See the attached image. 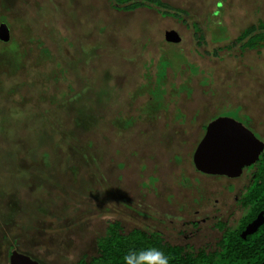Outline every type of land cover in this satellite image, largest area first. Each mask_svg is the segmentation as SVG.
Here are the masks:
<instances>
[{
  "label": "rangeland",
  "instance_id": "1",
  "mask_svg": "<svg viewBox=\"0 0 264 264\" xmlns=\"http://www.w3.org/2000/svg\"><path fill=\"white\" fill-rule=\"evenodd\" d=\"M161 1L180 20L150 2L1 1L14 42L0 44V264L13 251L89 262L112 221L165 230L192 252L219 237L181 226L193 207L190 129L264 103V49L230 46L264 21V0ZM148 205L166 218L148 221Z\"/></svg>",
  "mask_w": 264,
  "mask_h": 264
},
{
  "label": "flooded vegetation",
  "instance_id": "2",
  "mask_svg": "<svg viewBox=\"0 0 264 264\" xmlns=\"http://www.w3.org/2000/svg\"><path fill=\"white\" fill-rule=\"evenodd\" d=\"M161 2L166 5L169 4L164 1ZM199 2L201 5L200 0ZM132 3H138V0H134ZM204 3L205 0L203 4ZM6 6L8 7V9L6 7V9H4V12H6L7 15H9L10 14L9 5ZM183 7L186 8L187 6L184 5ZM176 8L175 9L172 8V9L181 10L182 12L180 6ZM215 8L216 9L212 13V16L218 14L219 13L218 11L222 9L220 4ZM205 9H203V11ZM0 10L2 11L3 9L0 7ZM185 10L190 11L187 8ZM2 20H4V22H2ZM5 20L8 19L4 16H1L0 24H5L6 26H8ZM260 23L264 24V21H260L255 25L249 26L248 28L255 26L257 27ZM192 28L194 29V25ZM218 30L224 31L225 34L226 32H228V29H226L225 26L222 28V26L219 25ZM258 32L259 30L258 31L256 30L251 34V36H248L246 39L242 40L241 42L236 43L235 46L239 47L241 54L244 53L245 51H248L249 53L251 50L257 49V48L255 49L243 48L241 46L249 44L250 43L249 40L254 35L258 34ZM240 34H238L237 38H235V40L233 41H237ZM203 42L204 41L202 40L201 44H203ZM259 48L264 49V42H260ZM256 107L261 109L262 112H259L260 110L257 109ZM256 107H251L252 109H249L247 111H245V109H243L242 107H238L237 109L235 108V110L229 113H224L216 116L214 115L210 117L209 120L203 123L201 122L198 123V121H194V124L195 123L198 124H196L192 129H190L189 137L196 139L194 144L192 143L194 147V151L192 153L190 160L191 177L189 179V181L190 180L191 182L193 181L194 185L192 187L188 186L190 198L192 199L190 205H193V207H191L187 211V215L189 219L184 221L181 224V226L191 227L194 230L196 229V231H198L200 229V226L206 225L207 228L211 230V233H213V236H214V232L219 234V237L217 239L214 238V243L212 245L211 244L209 245V249L211 248L210 251L207 253L209 255H214L216 253L218 254L220 252V247L222 246L223 241L228 237L241 240L246 247V251H250L249 253L252 252L251 251L252 246H254L253 250L258 249L259 252L264 253V116H262V113L264 115L263 112L264 103ZM220 117H227L234 120L238 124L240 123L248 132H250V134L253 137H255L263 145V150L259 153L257 159L253 160L252 163L246 166H241L239 174L232 177H229L228 175H221L214 173L203 174L199 172L196 168H194L192 163L193 154L199 143L204 139L203 137H205L207 133L208 135L212 134L215 136H219L224 131L222 127L218 126V127L210 128L208 132L209 126H211V124L216 122L217 119H219ZM161 204L162 206H164L163 203ZM155 205H157L158 208L161 207V205H159L158 203ZM147 207L148 208L145 211V215L148 221L154 220L155 218H161V219L166 218V217H160V213L153 210L150 207V205H148ZM161 209L164 210V208ZM116 223L119 224L118 230L122 234L128 235L132 231L137 230L140 231L142 234H145L147 239H152V238L153 240L160 239L162 240V244L164 245L167 244L174 247H180L182 249V251H180L181 254L193 253L188 247L172 245L169 242H166L167 235L165 234L166 232L165 230L158 231L153 229L150 230L151 232L146 233L147 231L146 229L132 228L124 233V231L122 230L123 227H121V223L119 221L118 222L112 221L109 223V225H113ZM255 223H257V226H255L256 229L253 232H249L248 228ZM171 232H175V231L172 230ZM178 232L180 233V231ZM96 253H97V244H96ZM194 254L197 255L198 251H195ZM97 257H93V259ZM84 259L86 261V257H84ZM93 259H90L89 262L88 261L86 262L90 263L91 260ZM262 264H264V262H262Z\"/></svg>",
  "mask_w": 264,
  "mask_h": 264
},
{
  "label": "trees",
  "instance_id": "3",
  "mask_svg": "<svg viewBox=\"0 0 264 264\" xmlns=\"http://www.w3.org/2000/svg\"><path fill=\"white\" fill-rule=\"evenodd\" d=\"M1 1L2 0H0V3ZM133 1L134 0H119L120 3L126 4V7L123 9L125 12H131L137 8L143 9L145 2H150L155 4L159 12H164L166 16L180 20L178 12L181 11L174 10L159 0H138V3H132ZM1 8L4 10L6 6ZM2 22H4V20H2ZM5 22L8 24V29L11 30V23L9 20H5ZM195 25L194 27L197 28ZM256 30H259L258 34L254 35L249 40V44L242 45L241 47L249 49L259 48L260 42H264L263 23H260L257 27L247 28L242 31L237 41H232L230 43L231 46L233 47L237 42H241L248 36H251ZM222 33L224 32L222 31ZM12 37L11 32L9 41L6 43L0 42V44L8 46L11 42H14ZM196 40L197 45H199L202 37H196ZM118 228V223L109 225L105 235L97 240V258L91 260L90 263H87L83 258L76 264H122L121 258L129 249L139 251L151 247L161 249L165 255L169 257V264H262V262H264V253L259 252L258 249L253 250L254 246L251 248L252 252L249 253L250 251H246V247L241 240L232 237H228L223 241L218 254L209 255L203 250L198 251L197 255H195L194 252L181 254L180 251H182V249L180 247L167 244L164 245L160 239H147L145 234L137 230L125 235L122 234Z\"/></svg>",
  "mask_w": 264,
  "mask_h": 264
},
{
  "label": "water",
  "instance_id": "4",
  "mask_svg": "<svg viewBox=\"0 0 264 264\" xmlns=\"http://www.w3.org/2000/svg\"><path fill=\"white\" fill-rule=\"evenodd\" d=\"M10 39L9 29L5 24H0V42L6 43ZM165 40L168 43L177 44L180 37L175 32H167ZM222 127L224 131L215 136L207 133L197 146L192 163L199 172L228 175L239 174L241 166H246L257 159L263 150V145L240 123L227 117H220L208 128ZM257 223L248 229L253 232ZM251 228V231H250ZM9 264H39L31 258L13 251L9 258Z\"/></svg>",
  "mask_w": 264,
  "mask_h": 264
},
{
  "label": "clouds",
  "instance_id": "5",
  "mask_svg": "<svg viewBox=\"0 0 264 264\" xmlns=\"http://www.w3.org/2000/svg\"><path fill=\"white\" fill-rule=\"evenodd\" d=\"M121 259L122 264H169V257L155 247L139 251L129 249Z\"/></svg>",
  "mask_w": 264,
  "mask_h": 264
}]
</instances>
